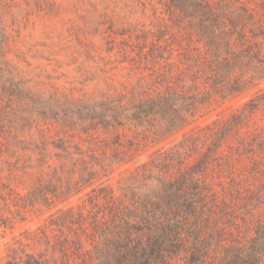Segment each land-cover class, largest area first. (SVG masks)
<instances>
[{
    "label": "trees",
    "instance_id": "1",
    "mask_svg": "<svg viewBox=\"0 0 264 264\" xmlns=\"http://www.w3.org/2000/svg\"><path fill=\"white\" fill-rule=\"evenodd\" d=\"M163 6L169 22L160 18L149 43L144 32L141 43L131 32L120 34L121 45L109 43L116 61L129 65V86L107 76L119 66L101 68L80 83L105 89L75 96L27 78L0 54V171L4 164L16 170L29 151L39 182L27 202L19 204L13 189L8 201L20 212L59 200L64 179L76 192L100 182L91 211L70 208L44 229L26 231L36 252L15 240L5 264H264V148L247 155L252 184H260L255 193L235 176L231 152L212 176L224 142L264 102L263 93L229 119L193 126L214 103L264 81V8L250 0ZM186 129L163 151L140 157L142 148ZM123 166L128 175L116 195L107 183Z\"/></svg>",
    "mask_w": 264,
    "mask_h": 264
},
{
    "label": "rangeland",
    "instance_id": "2",
    "mask_svg": "<svg viewBox=\"0 0 264 264\" xmlns=\"http://www.w3.org/2000/svg\"><path fill=\"white\" fill-rule=\"evenodd\" d=\"M165 0H0V42H7L9 47H3L0 53L6 60L17 66V69L27 78L38 76L36 81L47 83L51 90L72 89L75 96L82 93H92L95 90L105 89L103 82L97 81L81 84L83 74H95L93 72L105 68L114 69L107 76L114 75V79L126 82L129 86L134 77H129L127 68L121 70L116 60L117 49L110 52V42L121 45L123 32H131L133 43H141L142 33H147L148 43L153 39L150 34L160 26V18L166 24L169 20L167 14H163ZM252 8H264V0H250ZM161 11V12H160ZM264 20V11L262 12ZM169 22V21H168ZM162 24V23H161ZM125 35V39H126ZM145 36V35H144ZM143 37V36H142ZM130 50V49H128ZM136 50V49H134ZM137 51V50H136ZM109 62V64H106ZM264 95V81L255 89L236 96L235 98L214 103L199 118L194 127L208 125L219 120L229 119L233 114H238L243 106L255 98L258 92ZM250 114L246 123L236 130L221 147L218 155L221 161L213 164L214 176L223 163L226 155L232 153V167L237 179L241 182L253 185L252 161L247 155H252L255 149L264 148V102ZM184 132L170 137L158 146L142 148L140 157L151 154L155 150L163 151L175 138L182 136ZM203 133V132H202ZM241 139L243 141L241 142ZM232 148V150H230ZM23 155V154H22ZM36 157L26 151L15 169H8L4 164L5 171H0V264H5L8 259V249L15 240H21L28 244L26 252H36L29 241L25 240L26 231H36L49 226L52 217H59L68 209L79 212L82 205L84 212L91 211L90 198L98 194L99 183L82 186L81 192L67 188L66 180L59 187V200L52 205L36 204L27 207L26 210L18 211L9 198V189H13V195L21 198L18 203L28 201L30 190L38 185V172ZM16 162V157L9 158L8 162ZM4 162V161H3ZM58 164V163H57ZM2 165L0 164V169ZM126 166L117 169L107 183L116 195H119L118 180L126 177L128 173L123 170ZM223 175L226 176L228 168ZM46 179V178H45ZM103 178L102 180H105ZM228 181V179H223ZM102 182V181H101ZM264 182V181H263ZM57 188V185H56ZM63 192V193H60ZM255 193V192H253ZM259 211H255L254 214ZM23 219L24 221H21ZM13 227V228H10Z\"/></svg>",
    "mask_w": 264,
    "mask_h": 264
}]
</instances>
